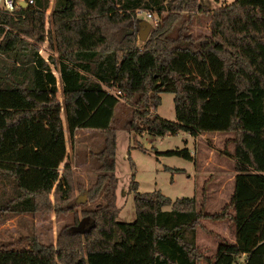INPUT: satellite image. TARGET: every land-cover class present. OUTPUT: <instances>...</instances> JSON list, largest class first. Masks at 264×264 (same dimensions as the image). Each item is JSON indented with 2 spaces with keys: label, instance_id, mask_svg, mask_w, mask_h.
<instances>
[{
  "label": "trees",
  "instance_id": "16d2710c",
  "mask_svg": "<svg viewBox=\"0 0 264 264\" xmlns=\"http://www.w3.org/2000/svg\"><path fill=\"white\" fill-rule=\"evenodd\" d=\"M48 2L0 11V180L12 188L0 192V218L72 213L73 223L55 244L28 235L26 245L13 249L0 237V264H239L243 254V264H264V0H233L214 10L199 0H54L46 28ZM138 9L159 17L141 47L133 29ZM199 14H210V34L186 35ZM45 40L57 59L40 54ZM162 93L174 95V121L149 111ZM135 97L132 130L141 123L157 136L234 133L233 191L220 212L197 209L194 197L139 192L132 176L135 219L117 221L112 124L119 103ZM62 114L71 138L76 129L104 135L87 189L68 163L59 171L66 157ZM163 154L192 159L187 148ZM99 198L78 216V204ZM202 219H229L235 241H221L213 257L204 256L195 237Z\"/></svg>",
  "mask_w": 264,
  "mask_h": 264
},
{
  "label": "rangeland",
  "instance_id": "374dc122",
  "mask_svg": "<svg viewBox=\"0 0 264 264\" xmlns=\"http://www.w3.org/2000/svg\"><path fill=\"white\" fill-rule=\"evenodd\" d=\"M199 1L206 8L214 10L233 0ZM53 2L54 0H49L48 8L45 11L46 28L50 26L49 15L52 11ZM153 14L159 21L156 13L153 12ZM141 19L145 18L134 16L133 29L136 30V44L138 47H141L144 42L138 37L139 28L136 25L138 20ZM187 19L188 14H183L180 20L175 23L170 35L175 36L179 27ZM210 31V14H199L194 16L187 24L185 34L198 38L209 35ZM40 54L44 58H48L50 55L57 59L55 49L50 48L46 40L40 45ZM5 59L10 63V60ZM54 71L58 75L57 69ZM107 90L109 92L115 91L112 87ZM173 96L172 93H162L160 103L155 109L150 104V113L174 121ZM57 97L58 99L62 98L60 86ZM135 100L136 97L130 103L126 101L119 103L115 109L112 124L116 134L115 175L118 180L116 202L120 208L117 221L132 222L135 219L134 193L128 192L132 176L137 182L139 192L160 190L163 195L171 198V200L181 197H194L197 209L202 208L208 214L220 212L225 203L229 201L230 188L228 186L220 188L214 186L219 181L217 179L222 176V172L218 171L217 165L225 163L227 164L225 165L226 170L229 166L234 168L235 162L234 159L232 160L234 133L205 132L197 137H192L188 133L180 131L175 135L157 136L146 132L141 123H139L136 130H132L127 126V123L133 110L132 103ZM62 118L66 136V157L59 166V171H62L64 163H68L73 171L75 182L82 184L87 189L93 184L99 166V162L92 154L103 147L104 135L94 129H76L74 136L71 138L67 131L64 114H62ZM139 145L145 150H141L138 147ZM183 148L190 151L191 160L177 155L163 154L168 150ZM131 163L134 164L133 169ZM2 190H6L8 193L12 192L11 186L5 183L4 180H0V192ZM101 203L102 199L99 198L95 202L78 204L76 212L79 216L83 209H93ZM170 208L171 206H165L163 209ZM86 220L84 219L82 222H86ZM72 223V213L60 216H56L54 213L48 216H41L39 213L7 214L3 219L0 218V237L3 243H10L13 249L26 245L28 235H35L43 244H55L59 231L72 225ZM196 232L202 233L200 234L198 249L204 256L213 257L215 254L213 249L214 240L211 242L209 239L216 237L219 244L221 241H226L221 238L219 232H223L229 239L235 230L229 219H202L201 226L196 229ZM209 236L210 238H206ZM241 259L244 260L245 258L240 256L237 260L238 263ZM199 264L205 263L201 261Z\"/></svg>",
  "mask_w": 264,
  "mask_h": 264
},
{
  "label": "crops",
  "instance_id": "0c3cea01",
  "mask_svg": "<svg viewBox=\"0 0 264 264\" xmlns=\"http://www.w3.org/2000/svg\"><path fill=\"white\" fill-rule=\"evenodd\" d=\"M51 67L53 68V65H51ZM55 69H53V73H54V75L56 76V78H57V88H59V86L61 87V83H60V79H59V72H58V75H56V72L54 71ZM61 100V99H60ZM65 138H66V136H65ZM232 160H233V158H232ZM234 161V160H233ZM230 162H231V160H230ZM232 163V162H231ZM62 164V163H61ZM225 165H227V164H225V163H221V164H219V165H217V167H218V171L221 173L222 172V176H220V179H217V180H219V181H217L216 182V184L214 185L215 187H217V188H220V187H225V186H228L229 188H230V195H231V193H232V191H233V180H234V176H235V174H236V171H235V169L232 167V166H227L228 168H227V170L225 169ZM230 198V197H229ZM229 201H227L226 203H225V205L228 203ZM230 212L232 213V210H230ZM200 234H202V233H197L196 232V244H197V247H199L200 246V238H201V236H200ZM219 235L221 236V238H223L224 240H226V241H228V242H231V243H233L234 241H235V232H234V234L228 239L227 238V236L223 233V232H219ZM218 237V236H217ZM206 238H210V236L209 237H206ZM206 240H208V239H206ZM211 242L214 240V245H213V249H214V251L216 252V248H217V245H218V240L216 239V237H211V239H209ZM216 240V241H215ZM220 240H222V239H220ZM214 252V253H215ZM241 260H243V259H241ZM241 260H240V262H241ZM239 262V263H240Z\"/></svg>",
  "mask_w": 264,
  "mask_h": 264
},
{
  "label": "built area",
  "instance_id": "2783aa9c",
  "mask_svg": "<svg viewBox=\"0 0 264 264\" xmlns=\"http://www.w3.org/2000/svg\"><path fill=\"white\" fill-rule=\"evenodd\" d=\"M24 3L25 7L34 5V0H0V11H4L8 14H13L17 10L23 8L21 4ZM136 16H143L145 20L149 21L151 24H156L158 20L156 19L155 15L150 10H136ZM120 93V91H118ZM245 258V255H241V257ZM244 260L241 261L239 264H243Z\"/></svg>",
  "mask_w": 264,
  "mask_h": 264
},
{
  "label": "water",
  "instance_id": "95a60500",
  "mask_svg": "<svg viewBox=\"0 0 264 264\" xmlns=\"http://www.w3.org/2000/svg\"><path fill=\"white\" fill-rule=\"evenodd\" d=\"M21 6L24 8L25 4L22 3ZM138 27H139L138 37L141 41H145L151 31L152 24L145 19H141L138 20Z\"/></svg>",
  "mask_w": 264,
  "mask_h": 264
}]
</instances>
